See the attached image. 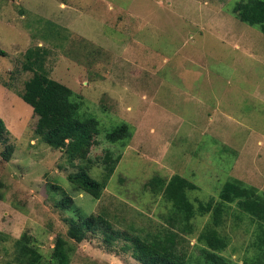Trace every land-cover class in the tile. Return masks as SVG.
<instances>
[{"label":"rangeland","instance_id":"1","mask_svg":"<svg viewBox=\"0 0 264 264\" xmlns=\"http://www.w3.org/2000/svg\"><path fill=\"white\" fill-rule=\"evenodd\" d=\"M239 1L0 0V117L8 130L0 141V264H21L15 241L22 235L45 261L61 235L72 246L69 264H140L121 249L124 239L108 245L100 230L75 242L69 219L96 214L151 241L148 233L170 228L171 210L148 185L153 176L193 182L194 206L217 199L229 177L264 191V34L236 17ZM37 46L47 50L49 76L81 100L79 116L98 121L101 132L83 158L68 154V142L54 148L34 131L37 116L21 98L32 73L21 63ZM121 122L132 131L123 147L103 138ZM8 144L14 150L5 160ZM106 153L120 158L96 199L68 176L83 169L100 180ZM64 196L72 198L66 208L58 205ZM208 219L196 216L193 234L178 244L190 263ZM218 230L231 264L253 255V225L234 204Z\"/></svg>","mask_w":264,"mask_h":264},{"label":"trees","instance_id":"2","mask_svg":"<svg viewBox=\"0 0 264 264\" xmlns=\"http://www.w3.org/2000/svg\"><path fill=\"white\" fill-rule=\"evenodd\" d=\"M233 12L240 21L257 26L264 34V0L239 1L234 5ZM47 54V50L40 49L39 46L26 49L21 69L31 72L32 75L24 82L21 98L31 106L37 116L34 131L42 142L54 148L68 142V154L83 158L88 148L96 143V136L101 132L98 121L92 116H79L81 100H77L78 96L70 87L49 76L45 68ZM7 133L6 124L0 117L1 142L5 141ZM131 135L129 125L121 122L106 130L103 138L123 147ZM13 150V145H6L1 151L3 159L9 160ZM119 158L105 154V173L100 180L92 178L83 169L68 176V179L98 199ZM148 185L154 193L161 192L171 205L170 213L165 218L170 228L162 230L163 232L148 233L151 241H146L147 236L142 239L138 235L114 230L108 221L96 214L77 220L69 219V237L80 242L88 233L100 230L108 245L122 238L126 242L121 249L130 252L140 264H231L221 255L227 246V238L219 232L218 227L223 224L231 204H234L238 212L253 225L251 246L254 253L250 258H244L242 264H264V191L238 178L229 177L220 188L217 199L210 197L206 202L198 200L194 206L187 196V190L196 186L179 174H173L168 180L153 176ZM2 186L0 182V188ZM71 202L70 196H64L58 201V205L66 208ZM205 214H209V219L198 232L194 244L200 254L194 263H190L191 255L179 249L178 244L187 241L186 235L193 234V219ZM238 218L236 215V219ZM23 237L24 235L15 241L16 259L21 264H69L72 246L61 235L56 236L51 258L46 261L40 252L23 241ZM2 240H5V235L0 234V241Z\"/></svg>","mask_w":264,"mask_h":264},{"label":"crops","instance_id":"3","mask_svg":"<svg viewBox=\"0 0 264 264\" xmlns=\"http://www.w3.org/2000/svg\"><path fill=\"white\" fill-rule=\"evenodd\" d=\"M208 81H210V80H208ZM264 102V101H263ZM258 117V116H257ZM259 117H262L263 118V116H259ZM245 150V149H244ZM240 153V152H239ZM239 155V154H238ZM243 157H245V156H241L240 155V157H238V160H239V163H241L242 165H243V167H244V172H249L250 170H247L246 169V167H245V163H244V158ZM251 162H253V161H251ZM238 162H237V164H239ZM251 166H253V165H251ZM238 168H239V165H238ZM239 170H240V168H239ZM238 170V171H239ZM238 179H240V180H242L241 178H238ZM244 183H247V184H249V185H252V186H254V187H256L257 189H259V190H261L262 188H261V186L260 185H258L257 183H255V182H250V181H245V180H242ZM256 181H257V177H256Z\"/></svg>","mask_w":264,"mask_h":264}]
</instances>
